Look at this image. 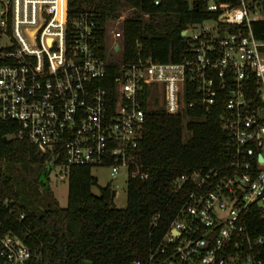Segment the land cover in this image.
Returning <instances> with one entry per match:
<instances>
[{
    "label": "built area",
    "instance_id": "obj_1",
    "mask_svg": "<svg viewBox=\"0 0 264 264\" xmlns=\"http://www.w3.org/2000/svg\"><path fill=\"white\" fill-rule=\"evenodd\" d=\"M199 1L208 16L181 30L184 54L167 62L124 61L133 6L116 18L95 9L69 18L66 0H7L0 11V36L11 40L0 45V117L60 178L82 165L146 179L137 148L147 105L186 118L218 114L227 168L176 177L175 190H192L148 261L131 264H264V0ZM1 229L0 264H43Z\"/></svg>",
    "mask_w": 264,
    "mask_h": 264
},
{
    "label": "trees",
    "instance_id": "obj_2",
    "mask_svg": "<svg viewBox=\"0 0 264 264\" xmlns=\"http://www.w3.org/2000/svg\"><path fill=\"white\" fill-rule=\"evenodd\" d=\"M66 4L69 18L86 9L116 18L136 7L138 11L124 22L126 62L179 61L186 48L181 30L208 16L199 0H162L158 5L153 0H66ZM103 38L99 33L98 42L102 44ZM16 128L14 121L0 117L1 230L17 234L40 254L43 264H81L83 259L93 264L147 262L192 190L191 184L175 190L173 180L199 168L224 171L230 158L218 114L186 118L147 105L137 152L148 177L127 180L126 206L116 207L109 186L94 194L97 179L91 168L73 165L63 207L47 180L53 163L28 140L13 137ZM34 165L40 169L37 177L31 175Z\"/></svg>",
    "mask_w": 264,
    "mask_h": 264
},
{
    "label": "rangeland",
    "instance_id": "obj_3",
    "mask_svg": "<svg viewBox=\"0 0 264 264\" xmlns=\"http://www.w3.org/2000/svg\"><path fill=\"white\" fill-rule=\"evenodd\" d=\"M7 0H0V11L7 6ZM1 19V15H0ZM162 18L158 17V21H162ZM11 43L10 37L6 33H2L0 36V45L6 46ZM40 169L37 165H34V171L31 173L33 177L39 176ZM60 169L58 166L53 167L48 177V184L52 189L54 196L58 200L59 204L63 207L68 203V180L67 178H60ZM91 174L97 179V185L93 186L92 192L99 194L100 188L109 186L112 190H116L117 193L113 200L118 208H124L126 206V194H127V182L123 174L118 178L112 179L109 170L106 168H93Z\"/></svg>",
    "mask_w": 264,
    "mask_h": 264
},
{
    "label": "water",
    "instance_id": "obj_4",
    "mask_svg": "<svg viewBox=\"0 0 264 264\" xmlns=\"http://www.w3.org/2000/svg\"><path fill=\"white\" fill-rule=\"evenodd\" d=\"M182 36H183V34H182ZM112 196H115V192L114 191L112 192ZM81 264H93V262L92 261H89V260L83 259L81 261Z\"/></svg>",
    "mask_w": 264,
    "mask_h": 264
}]
</instances>
